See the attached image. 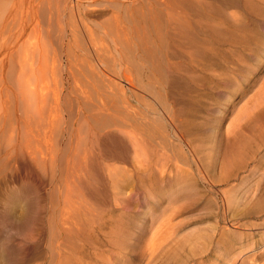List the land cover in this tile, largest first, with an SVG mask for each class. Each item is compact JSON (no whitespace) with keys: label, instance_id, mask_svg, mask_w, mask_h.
<instances>
[{"label":"rangeland","instance_id":"obj_1","mask_svg":"<svg viewBox=\"0 0 264 264\" xmlns=\"http://www.w3.org/2000/svg\"><path fill=\"white\" fill-rule=\"evenodd\" d=\"M6 4L0 264H13L9 253L20 246L33 255L28 264H67L57 261L52 243L42 244L55 224L63 252L81 256L71 264H264V98L256 96L264 87L261 9L238 3L239 22L226 24L228 17V28L215 35L198 24L211 35L199 34L204 50L190 56L188 46L172 42L174 0ZM159 113L168 133L164 148L134 121L147 115L153 123ZM168 116L188 123L174 129ZM129 127L132 136L139 132L137 141L143 138V157L132 159L123 136ZM171 150L189 161L182 188L174 168L158 175L152 165Z\"/></svg>","mask_w":264,"mask_h":264},{"label":"bare ground","instance_id":"obj_2","mask_svg":"<svg viewBox=\"0 0 264 264\" xmlns=\"http://www.w3.org/2000/svg\"><path fill=\"white\" fill-rule=\"evenodd\" d=\"M254 1V0H253ZM258 1H261L262 2V5L263 6H260V4H257V6L254 4V3H252V0H174V13H173V20H174V24H175V28H173V39H172V42H174V44H175V47L176 48H178V49H180V44L182 45H185V46H188L189 47V52H187V55H190V54H197V53H201L203 50H204V44H203V42H202V40H201V37H203L204 35H205V37L206 36H208L210 33L211 34H213L214 33V35H215V33L216 32H219L220 30H226V28H228V27H225V26H223V23H225L226 21V19H228V17H230L229 18V21H227L226 22V24L227 23H230L231 21H230V19H236V16H237V14H238V12L234 9L237 5H238V3H242V4H244L247 8L246 9H250V11L253 9V8H256V9H261V11L264 13V0H258ZM185 5L184 7L186 8V10H184L182 13H181V6L180 5ZM6 0H0V39L1 38H3L4 37V34H3V30H2V27H3V25H4V19L2 18V16L3 15H5V7H6ZM240 5V4H239ZM180 6V7H179ZM244 7V6H243ZM258 7V8H257ZM258 9V10H259ZM247 10V11H248ZM4 11V12H3ZM253 11H254V9H253ZM250 13V12H249ZM259 13V12H258ZM257 13V14H258ZM256 14V15H257ZM239 15V14H238ZM260 15H262V17H263V15L264 14H260ZM11 16V15H10ZM11 18H13V17H11ZM215 18H217L218 19V21H216L215 20ZM216 22H215V21ZM237 20V19H236ZM239 20V19H238ZM237 20V21H238ZM13 21V20H12ZM233 21V20H232ZM239 22V21H238ZM204 23V25H206V26H208V27H210V33L208 32V30H204V28L202 29V31L200 30V28L198 27V30L196 29L197 28V26H200L201 25V28L203 27V24ZM236 23V22H235ZM184 25V27H180V25ZM198 24H200V25H198ZM233 24V23H232ZM22 25V24H21ZM181 25V26H182ZM222 25V26H221ZM22 27V26H21ZM34 27H36V26H33V28ZM32 28V29H33ZM236 28V27H235ZM245 28V27H244ZM5 29V28H4ZM23 28H21V30H22ZM36 29H37V27H36ZM36 29H34V30H36ZM232 29V28H231ZM6 30V29H5ZM235 30H237V29H235ZM24 31V30H23ZM21 32V31H20ZM18 33H19V31H18ZM201 33H203V35L201 36V35H199V34H201ZM6 34V33H5ZM210 34V35H211ZM18 35V34H17ZM227 35V34H226ZM235 35V34H234ZM16 36V35H15ZM201 36V37H200ZM18 37V36H17ZM180 37H182V39H183V43H181V41H180ZM218 37H220L219 35H218ZM181 39V40H182ZM204 39V38H203ZM162 47H164V45H162ZM161 48V47H160ZM187 48V47H186ZM217 48H219V47H217ZM161 50H163V49H161ZM213 50V49H212ZM211 51V50H210ZM213 52H214V50H213ZM175 53H176V51H175ZM214 54V53H213ZM186 55V54H185ZM203 55H205V54H203ZM191 56V55H190ZM207 57H209L208 59H211L212 57H215L216 58V56H210V55H208V56H206L205 58H207ZM186 59H190V57H187ZM203 61V60H202ZM196 61H193V63H195ZM215 62H213L212 64H214ZM197 64H198V62H197ZM178 65V64H177ZM176 65V66H177ZM176 66H174V67H176ZM178 67V66H177ZM248 68H250V67H248ZM247 68V69H248ZM174 69H176V68H174ZM174 69H172V70H174ZM176 72V71H175ZM179 74V73H178ZM178 77V76H177ZM179 78H180V76H179ZM164 80V79H163ZM176 80V79H175ZM185 80V79H184ZM127 83H128V85H129V87H130V89H132L133 87H134V84H133V81H132V79H131V77H130V75L128 74L127 75ZM183 81V80H182ZM180 82V81H179ZM172 83V82H171ZM189 83V82H188ZM152 85V84H151ZM264 87L263 88H260L259 90H258V94H256V96H262L263 98H264ZM190 90V89H189ZM158 94V93H157ZM159 94H161V92L159 93ZM258 96V97H259ZM257 97V98H258ZM165 99V98H164ZM145 101V100H144ZM264 101V100H263ZM126 102V101H125ZM162 102H164V101H162ZM161 103V102H160ZM165 104H166V102H164ZM259 103H255V105H258ZM254 105V104H253ZM252 105V106H253ZM251 106V107H252ZM254 108H255V106H253ZM252 107V108H253ZM245 108V107H244ZM253 108V109H254ZM129 109V108H128ZM168 109V108H167ZM170 109V108H169ZM186 109V108H185ZM195 109V107L193 108V110ZM133 110V109H132ZM165 111V115H168V111L167 110H165L164 108H162V111ZM127 111V110H126ZM192 111V110H191ZM188 112H189V110H188ZM192 112H194V111H192ZM252 112V111H251ZM250 112V113H251ZM163 113V112H162ZM247 114H249V112L247 111L246 112ZM131 115V114H130ZM134 115V114H133ZM142 115H143V113H142ZM139 116V115H138ZM147 116V115H146ZM146 116H141V118H142V122H140V121H137V120H134L135 122H137V127L136 128H140L141 129V133H142V135H143V137H144V135H146V136H148L149 138H151V139H154L153 141H155V140H158L156 143L158 144V146H161L162 148H164V146L162 145V142L161 141H163L167 136H168V133L166 132V125H165V122L163 121V115H161L160 113H159V117H157V118H155V120L154 121H152L153 123H150V122H147V120H148V117H146ZM128 117V116H127ZM129 118V117H128ZM168 118V121H169V123L171 124V126L172 127H174V129H177L178 127L176 126V125H178V124H175L174 123V121L172 120V118L170 119V116H168L167 117ZM152 120V119H151ZM150 120V121H151ZM185 120V119H184ZM188 120V119H187ZM128 121V120H127ZM163 121V122H162ZM133 122V121H132ZM178 122H180V126H181V123H188V121H178ZM130 124V123H129ZM127 125V124H126ZM193 125V124H192ZM128 126H131V125H128ZM127 126V127H128ZM126 127V126H125ZM148 127H149V129H148ZM131 128H132V126H131ZM195 128V127H194ZM125 128L123 127L122 128V130H124ZM129 130H126V132H127V135L126 134H123V136L126 138V136H128V139H125V140H129L131 143L130 144H132V146H133V149H134V152H132V151H130V153L132 152V153H135L133 156H134V158H132V159H135V158H138V157H136L135 155H136V153L138 152V154L141 156V157H143L144 156V153H142L143 152V149L141 150V152H140V147H142V146H140V140L141 139H143V138H141L139 135H137V136H139L137 139H139V141H137L136 140V138L134 137L135 136V134H138V133H136L135 132V134H134V136H132L133 135V133H132V130L130 131V127L128 128ZM134 129V128H133ZM137 129V130H138ZM135 130V129H134ZM121 131V130H120ZM122 132V131H121ZM123 133V132H122ZM186 133V132H185ZM120 134V133H119ZM187 136V135H186ZM180 137L181 138H183V135L182 134H180ZM190 137V136H189ZM123 138V137H122ZM187 139H189V138H187ZM125 140H123V141H125ZM128 141V142H129ZM127 141H125V143H126ZM127 142V143H128ZM126 143V144H127ZM187 145H190V148H191V150L193 149L192 147H191V139H190V141H189V144H188V142H187ZM139 147V148H138ZM173 150V149H172ZM172 150L170 151V154L169 153H167V152H163L162 153V155H159L158 156V161L157 162H155V164H152L154 167H156V171H158V175H162V173H163V170L164 169H168V168H171V169H175L176 171H177V174L178 175H180V176H183V177H180V180H178V182H177V186H179V187H184V182H185V180H186V176H188V175H190V174H188V172H187V170L186 169H184L183 167H182V165L186 162V161H188L187 160V157H184V156H182V155H180L178 152L177 153H172ZM193 151H195V150H192V153H193ZM128 152H129V150H128ZM127 152V153H128ZM191 152V151H190ZM131 153V154H132ZM130 154V155H131ZM194 154V153H193ZM139 155H137V156H139ZM132 157V156H131ZM197 158V157H196ZM129 160V159H128ZM146 159L144 158H142V160L140 159V157H139V159L137 160L138 162H140L141 163V166L144 168V170L146 171L148 168H147V161H145ZM157 160V159H156ZM173 160H175L174 162H172ZM133 161V160H132ZM137 161H135V162H137ZM201 161V160H200ZM134 162V163H135ZM143 162H146V164H143ZM189 162V161H188ZM195 162V161H194ZM133 163V162H132ZM135 164H138V163H135ZM149 165V164H148ZM110 166V165H109ZM140 166V165H139ZM198 166H200L199 165V163H198ZM103 167H104V165H103ZM150 167H152L151 165H150ZM190 168V167H189ZM204 167H202V169H203ZM150 169V168H149ZM205 169V168H204ZM210 169V168H209ZM113 170V169H112ZM141 170H142V168H141ZM111 171V170H110ZM149 171V170H148ZM198 171H199V168H198ZM203 171V170H202ZM206 171V170H205ZM205 172L203 171V174H204ZM110 174V173H109ZM111 174H112V172H111ZM109 175V176H111L112 177V175ZM200 174V173H199ZM108 176V177H109ZM130 176V175H129ZM208 176V175H207ZM204 177H205V175H204ZM109 179H111V178H109ZM219 180V179H218ZM191 181V180H190ZM209 184H210V182H209ZM225 193V192H224ZM227 193V192H226ZM231 194V193H230ZM236 196V195H235ZM238 196V195H237ZM227 198V197H226ZM238 198V197H237ZM236 197H234V200H236L237 199ZM240 198V197H239ZM226 200V199H225ZM237 201V200H236ZM235 201V202H236ZM25 206V205H24ZM36 206V205H35ZM21 207V206H20ZM92 208H94V207H92ZM35 209V208H34ZM20 210H23V209H20ZM36 211V210H35ZM34 211V212H35ZM69 211H71V210H69ZM93 211V210H92ZM15 213V212H14ZM29 213V212H28ZM64 214V213H63ZM65 214H67V212H65ZM21 215V214H20ZM35 215V214H34ZM52 215V214H51ZM62 215V214H61ZM60 214H59V216L60 217H62ZM92 216V215H91ZM34 217V216H33ZM11 218V217H10ZM13 218V217H12ZM11 218V219H12ZM10 219V220H11ZM15 219V218H14ZM17 219H19V220H22L23 219V217H21V216H18L17 217ZM25 219V218H24ZM34 219H35V217H34ZM43 219V218H42ZM49 219H50V217H49ZM52 219H53V217H52ZM72 219H74V218H72ZM31 220V219H30ZM64 220V219H63ZM71 220V219H70ZM23 221V220H22ZM21 221V222H22ZM25 221V220H24ZM31 221H33V219L31 220ZM34 221H36V220H34ZM48 221H50V220H48ZM52 221V220H51ZM67 221L68 220H66L64 223L66 224L67 223ZM73 221V220H72ZM74 221H75V219H74ZM90 221H91V219H90ZM13 222V221H12ZM54 222V221H53ZM70 222V221H69ZM77 222V221H76ZM13 223H15V222H13ZM72 223V222H71ZM77 223H79V222H77ZM82 223V222H81ZM24 224V223H23ZM33 224V223H32ZM45 224V223H44ZM53 224V223H52ZM58 224V223H57ZM91 224V223H90ZM14 225V224H13ZM17 225V224H16ZM27 225V224H26ZM72 225V224H71ZM73 225H74V222H73ZM78 225V224H77ZM80 225V224H79ZM84 225V224H83ZM15 226V225H14ZM43 226V225H42ZM54 226V225H53ZM55 226H56V232H54V234L52 233L51 234V232H50V234H49V231H51V230H49L47 233L49 234H47L48 235V237L47 238H45V240L42 242V244H45V243H47L48 242V244H50L51 245V243H52V246H53V248L55 249V251L57 252V261L60 263V262H62V261H64V262H66L67 264H71V262H72V260H70L71 258L72 259H74V256L76 255V254H74V253H66V252H63V247L61 248V243H59L58 242V239H57V237H59V235L61 234V229L60 228H58L57 227V225L55 224ZM55 226L53 227V228H55ZM62 226V225H61ZM60 226V227H61ZM19 227V226H18ZM21 227V226H20ZM23 227V226H22ZM31 227V226H30ZM36 227V226H35ZM50 227H51V225H50ZM70 227V226H69ZM68 227V228H69ZM73 227V226H72ZM71 227V228H72ZM82 227V226H81ZM84 227V226H83ZM25 228V227H24ZM75 228H76V226H75ZM74 228V229H75ZM45 229H46V227H45ZM48 229H49V227H48ZM74 229H72V230H74ZM16 230V229H15ZM18 230V229H17ZM32 230H33V228H32ZM62 230H64L63 228H62ZM80 230V229H79ZM81 230H82V228H81ZM29 231V230H28ZM15 232V231H14ZM41 232V231H40ZM20 233V232H19ZM22 233V232H21ZM24 233V232H23ZM22 233V236L24 235ZM26 235H27V233H25ZM17 235V234H16ZM19 235V234H18ZM26 235L24 236L25 237V241L27 242V243H29L28 242V238L26 237ZM29 235H30V233H29ZM32 235V234H31ZM34 235V234H33ZM23 237V238H24ZM115 237V236H114ZM31 238V237H30ZM68 238V237H67ZM107 238V237H106ZM37 240H38V238H36ZM44 239V238H43ZM112 239V238H111ZM116 239V238H115ZM8 240V239H7ZM20 240H21V238H20ZM23 240V241H24ZM36 241V240H35ZM115 241V240H114ZM21 242V241H20ZM45 242V243H44ZM54 243V244H53ZM5 245V244H4ZM13 245V244H12ZM23 245V244H22ZM41 245V244H40ZM39 245V246H40ZM19 246V245H18ZM44 246V245H43ZM48 246V245H47ZM217 246V245H216ZM3 247V246H2ZM1 247V248H2ZM12 247H14V246H12ZM21 247V246H20ZM20 247L18 248V247H15L14 249H13V252L14 253H11L13 256H10V253H9V257H10V260H11V262L13 261V264H14V262H16V264L18 263V264H28L29 263V261L33 258V255L32 254H29V253H26L27 251H25L24 252V254H23V252H21V250H20ZM28 247V246H27ZM41 247V246H40ZM73 247V246H72ZM1 248H0V250H1ZM22 248V247H21ZM37 248V247H36ZM43 248V247H42ZM70 248V247H69ZM74 248V247H73ZM29 249V248H28ZM39 249V248H38ZM47 249L49 250V248L47 247ZM76 249V248H75ZM65 250H69V249H65ZM74 250V249H73ZM95 250V249H94ZM12 251V250H11ZM45 251V250H44ZM51 251V249L49 250V252ZM78 251H80V250H78ZM39 252V251H38ZM75 252V251H74ZM62 253V255L60 256V254ZM4 254V253H3ZM37 254V253H36ZM52 254V253H51ZM19 255V256H18ZM97 255V254H96ZM0 256H2V253H1V255ZM8 257V258H9ZM54 257V256H53ZM77 259L78 258H80V257H77V256H75ZM55 258V257H54ZM66 261H65V260ZM80 260V259H79ZM71 261V262H70ZM75 261V260H74ZM78 261V260H77ZM77 261H75V262H77ZM82 261V260H81ZM70 262V263H69ZM83 262V261H82ZM86 263V262H85ZM62 264H64V263H62ZM76 264H78V263H76Z\"/></svg>","mask_w":264,"mask_h":264}]
</instances>
